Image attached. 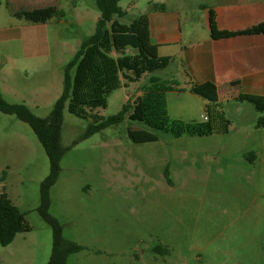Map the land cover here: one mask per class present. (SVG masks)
I'll return each mask as SVG.
<instances>
[{
    "label": "rangeland",
    "instance_id": "374dc122",
    "mask_svg": "<svg viewBox=\"0 0 264 264\" xmlns=\"http://www.w3.org/2000/svg\"><path fill=\"white\" fill-rule=\"evenodd\" d=\"M160 3L182 2L121 0L122 21ZM47 5L64 15L33 22L15 14ZM99 16L96 0H0L3 97L27 104L38 116L50 115L63 90L64 67L95 31ZM132 50L114 54L121 84L95 114H116L140 93L148 72L122 65ZM175 104L170 98L172 113ZM203 107L195 113L204 115ZM229 107L227 132L176 136L152 131L127 114L87 136L92 119L72 114L66 102L67 150L49 210L64 236L84 246L69 254L68 263L264 264V126L258 125L264 112L243 99ZM49 169L32 127L0 111V193L8 194L31 225L0 245V264L48 262L52 228L38 207ZM156 245L162 249L154 250Z\"/></svg>",
    "mask_w": 264,
    "mask_h": 264
},
{
    "label": "trees",
    "instance_id": "16d2710c",
    "mask_svg": "<svg viewBox=\"0 0 264 264\" xmlns=\"http://www.w3.org/2000/svg\"><path fill=\"white\" fill-rule=\"evenodd\" d=\"M120 1L96 0L100 16L95 31L81 41L78 50L66 63L63 90L50 115L38 116L23 102L7 101L0 88V111L15 114L27 122L36 133L49 158L50 169L40 186L38 207L41 217L51 226L53 235L52 251L46 264H69L67 261L69 254L84 247L64 236L62 223L49 210L50 190L59 176L61 159L67 150L62 143L66 102L72 114L80 118L92 119L84 133L87 136L109 125L122 122L127 114L129 119L144 123L145 127L152 131H170L176 136L183 133L205 135L227 132L230 126L231 121L225 108L216 97L217 86L210 81L188 82V89L191 92L207 100L204 108L208 117L206 120L185 121L170 117L167 92L184 90L186 87L179 86L176 79L163 78L157 76L155 72L167 67L175 58L171 55L159 54L157 45L151 40L148 13L139 14L129 22L122 21L126 10L121 7ZM15 14L29 21L45 22L53 16H63L64 11L56 5H47L19 10ZM209 26L215 38L241 33H264V22L243 30H221L217 26L213 10L209 12ZM128 47L133 50L123 61L124 69L142 67L148 72L147 80L141 85L140 93L133 101L128 100L118 113L107 117L95 114L93 110L106 106L108 93L121 84L120 67L114 54H125ZM247 100L256 110L264 112V96L249 97ZM258 125L264 126V115L259 116ZM130 134L134 137L132 132ZM30 229L31 225L26 220L25 213L6 192L0 193V245L9 244L18 232ZM161 249L159 245L154 247L156 251Z\"/></svg>",
    "mask_w": 264,
    "mask_h": 264
},
{
    "label": "crops",
    "instance_id": "0c3cea01",
    "mask_svg": "<svg viewBox=\"0 0 264 264\" xmlns=\"http://www.w3.org/2000/svg\"><path fill=\"white\" fill-rule=\"evenodd\" d=\"M181 2L174 6L166 3L152 5L147 12L151 40L157 45L159 54L175 58L155 74L176 79L179 86L186 87L167 92L169 115L188 121L206 120V114L201 116L195 112L200 105L205 108L207 100L188 89L190 80L215 83L216 97L227 112L231 103L264 96V33L215 38L209 26L210 10L214 11L221 30H243L264 22V0ZM170 98L177 102L173 105V113Z\"/></svg>",
    "mask_w": 264,
    "mask_h": 264
},
{
    "label": "built area",
    "instance_id": "2783aa9c",
    "mask_svg": "<svg viewBox=\"0 0 264 264\" xmlns=\"http://www.w3.org/2000/svg\"><path fill=\"white\" fill-rule=\"evenodd\" d=\"M208 117L207 116H205V119H207Z\"/></svg>",
    "mask_w": 264,
    "mask_h": 264
}]
</instances>
